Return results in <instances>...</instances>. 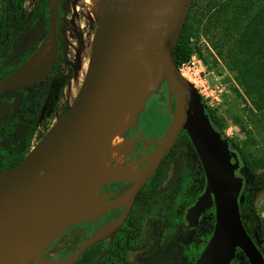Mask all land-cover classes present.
<instances>
[{
	"label": "water",
	"instance_id": "95a60500",
	"mask_svg": "<svg viewBox=\"0 0 264 264\" xmlns=\"http://www.w3.org/2000/svg\"><path fill=\"white\" fill-rule=\"evenodd\" d=\"M59 3L48 0L51 56L43 71L28 82L11 74L0 81V91L31 85L50 71L58 52ZM190 4L191 0H112L97 23L99 40L67 111L18 164L0 172V249L28 244L36 252L37 264H74L86 249L119 230L136 195L184 131L205 177L203 192L186 208L187 226L195 227L204 210L214 206L212 234L194 264H229L237 249L249 264H264V255L242 223L239 196L243 180L235 174L236 154L212 126L201 98L181 75L174 58ZM138 58L151 72L152 94L166 85L171 120L157 146L155 139H143L136 132L145 162L128 188L120 214L99 226L71 254L47 259L43 255L46 247L81 217L102 184V158L122 109L119 83ZM150 96L142 100V109ZM58 166L63 168L61 190L42 196L45 174Z\"/></svg>",
	"mask_w": 264,
	"mask_h": 264
},
{
	"label": "rangeland",
	"instance_id": "374dc122",
	"mask_svg": "<svg viewBox=\"0 0 264 264\" xmlns=\"http://www.w3.org/2000/svg\"><path fill=\"white\" fill-rule=\"evenodd\" d=\"M205 2L206 0H195V5H193V11L197 10L200 14V20L194 23V42L197 49L192 52L188 60H192L193 63H182L178 67H180L181 75L194 87L204 106L209 107L215 115L220 117L221 135L228 140L229 148L236 154L238 161L235 174L243 180L241 173L243 161L238 150L241 149L256 157H264V108H255L239 81L237 68L234 67V64L232 63L231 67L216 54L213 44L218 33L204 10ZM40 6L41 0H24L21 4L22 30L18 33L16 48L9 59L11 64H16L21 60L37 36L43 31L45 22ZM60 11L62 16L59 19V48L50 73L32 86L0 91V125L10 113L12 98L23 95L20 108L15 114L20 121L27 106L34 100L40 99L43 94L45 95L40 108L42 118H40L33 139L29 143L30 149L41 140L49 127L65 114L72 103L84 78L93 46V35L97 31L96 19L91 11L84 6L83 0H60ZM50 105L52 111L48 112ZM1 130L0 127V152H3L1 151L3 144L1 140L7 138L8 141H15L22 131L12 128L5 135ZM125 140L123 143L124 146H127L128 141ZM126 154L133 156L131 144ZM196 158L197 155L194 150L189 148L187 139H179L172 162L167 170L160 175V190H169L173 186L182 167H195ZM135 160L139 161V159ZM144 162L143 159L137 164V167L140 169ZM110 164L113 165L114 162ZM125 164L126 161H123L122 166L125 167ZM111 184L102 181L97 194L101 199H111L115 205L110 206L95 221L81 222L77 220L72 223L46 247V254H44L47 259H59L70 254L96 228L105 223L113 208L123 202L127 191L123 193L122 191L129 188L132 182ZM120 193H122L121 196ZM254 205L255 213L250 215L247 220L254 226L255 241L262 248L258 216L264 215V187L255 191ZM212 208L204 212L195 227L190 228L183 224V227L178 228L170 238L162 243L158 242L159 224L146 220L143 223L139 247L135 251H129L126 258L133 261L134 264H190L189 244L194 246L203 244L205 236L212 232L214 226V208L213 210ZM113 236L114 234L106 240H112ZM262 249L264 250V247ZM102 256V254L99 256L98 261ZM230 264L249 263L243 253L237 250Z\"/></svg>",
	"mask_w": 264,
	"mask_h": 264
},
{
	"label": "trees",
	"instance_id": "16d2710c",
	"mask_svg": "<svg viewBox=\"0 0 264 264\" xmlns=\"http://www.w3.org/2000/svg\"><path fill=\"white\" fill-rule=\"evenodd\" d=\"M23 2L24 0H1L0 3V81L13 74L49 31L48 0H41L40 11L45 22L43 31L18 63L9 62L17 45L18 33L22 30L20 7ZM193 5L195 0H191L174 47V58L178 66L188 61L192 52L197 49L194 42V23L200 20V14L197 10L193 11ZM204 10L218 33L213 44L216 54L231 67L232 63L234 64L239 81L255 108H264V0H206ZM61 16L60 11L59 18ZM172 108H174V100ZM204 111L212 126L221 133L220 117L215 115L209 107H205ZM170 120L167 88L164 84L157 93H153L143 103L142 112L135 118L134 126L123 137L126 138L130 131H140L143 139H155V146H157L158 139L163 135ZM27 131L25 127L22 133ZM181 138H186L189 148L194 150L186 132L180 133L177 141ZM128 140L134 151L141 147L140 143L133 138ZM1 142H3L1 146L3 152H0V172L18 164L30 149L29 139L21 146L14 144L15 141H8L7 138H3ZM176 143L163 158L151 179L139 191L123 230L118 233L99 262L96 263V260L104 251L106 246L104 242L86 249L76 262L77 264H134L126 258V254L139 247L143 223L146 220L159 224V243L165 242L178 228L183 227L185 209L203 192L205 177L200 162L196 158L195 167H182L173 186L169 190H160V175L172 162ZM238 153L243 161L241 164L243 184L239 196L241 199L239 210L247 233L256 243L253 235L254 226L248 222L247 218L255 213V191L264 187V157L253 156L241 149ZM141 156L133 155L135 158H141ZM258 223L263 248L264 215L258 216ZM210 236L211 233L207 234L201 245L189 244L190 264H194ZM257 246L264 255V250L258 244Z\"/></svg>",
	"mask_w": 264,
	"mask_h": 264
},
{
	"label": "bare ground",
	"instance_id": "6f19581e",
	"mask_svg": "<svg viewBox=\"0 0 264 264\" xmlns=\"http://www.w3.org/2000/svg\"><path fill=\"white\" fill-rule=\"evenodd\" d=\"M83 3L91 11L96 22L99 23L112 0H83ZM99 37L100 32L96 31L93 35L92 49L94 43L99 40ZM50 56V34H47L46 38L37 45L30 57L12 74V78L21 82L33 80L43 71ZM119 89L122 94V109L116 119L115 127L112 130L102 158L101 178L107 184L130 183L139 177L140 169L137 167V164L140 160H135L136 166L134 171L121 167L119 160L122 153L130 146L129 142L127 146H124V134L134 126L135 118L142 110V100L150 96L154 91V86L151 83V72L142 58H138L126 71L124 78L119 83ZM33 148L34 146L30 150ZM111 162H114V164L111 165ZM62 173V166H58L52 172L45 174L41 189L42 196H49L61 190ZM125 191H127V195H125L123 202L126 200L129 192L128 189ZM113 205H115V202H112L111 199H101L96 193L89 207L78 221H95ZM36 259L35 250L28 244L7 245L0 249V264H37Z\"/></svg>",
	"mask_w": 264,
	"mask_h": 264
},
{
	"label": "flooded vegetation",
	"instance_id": "af4514ba",
	"mask_svg": "<svg viewBox=\"0 0 264 264\" xmlns=\"http://www.w3.org/2000/svg\"><path fill=\"white\" fill-rule=\"evenodd\" d=\"M59 12H60V3H59ZM60 19V18H59ZM49 24V23H48ZM46 36V35H45ZM59 39V38H58ZM58 48H59V40H58ZM36 49V48H35ZM34 49V50H35ZM34 50L30 53V55L34 52ZM58 53V52H57ZM30 55L26 58V59H28L29 57H30ZM56 57H57V55H56ZM25 59V60H26ZM24 60V61H25ZM56 60V59H55ZM22 63H23V61H22ZM55 63V62H54ZM20 65H21V63H20ZM19 65V66H20ZM18 66V67H19ZM53 66H54V64H53ZM53 66L51 67V69L53 68ZM17 67V68H18ZM51 69H50V71H51ZM50 71L43 77V78H45L49 73H50ZM42 78V79H43ZM42 79H40V80H42ZM39 80V81H40ZM39 81H37V82H39ZM37 82H35V83H32L31 85H28V86H32V85H34V84H36ZM44 97H45V95L43 94L42 95V97L40 98V99H37V100H34V102L33 103H30L28 106H27V108L24 110V112H23V115H22V119H20V121H18V118H16V113L18 112V110H19V108H20V104H21V102H22V100H23V95H19V96H17V97H14V98H12V100H11V108H10V113L6 116V118H5V120L3 121V123H1V125H0V127H1V129L4 131V133H5V135H7V131L8 130H11L12 128H18L19 129V131H23L24 130V128L25 127H27V129H28V131L26 132V133H22V134H20L18 137H17V139L15 140V142H13L14 144H17V146L18 145H22V144H24L26 141H28V139H29V141L31 142L32 141V139H33V136H34V134H35V132H36V127L38 126V124H39V121H40V118H42V115H40V108H41V106H42V103L44 102ZM15 101H17V104H16V110L15 111H13V105H14V102ZM52 107H53V105H52ZM52 110H51V105H50V110L48 111V112H51ZM46 112H47V110H46ZM45 112V113H46ZM2 130H1V132H2ZM137 136V134H136V130H134V131H130L129 133H128V135H127V137L125 138L128 142H129V140L128 139H130V138H133L134 140H136L137 142H139L140 143V145H141V147L140 148H138V150H136V151H134V148L132 147V151H133V155L134 154H138L139 156H141V154L143 153V156H141V158L140 157H131V155L130 154H126V152H128V150H129V147H128V149L127 150H125L123 153H122V155H121V158H120V160H119V162L121 163V167H123L122 166V162L123 161H126V164H125V167H123V168H126L127 170H129V171H134L135 170V166H136V161H135V159H139L140 161H142L143 159H144V147H143V145H142V143L138 140V139H135V137ZM28 138V139H27ZM141 138H143V137H141ZM130 143V142H129ZM131 144V143H130ZM132 146V145H131ZM32 148V147H31ZM148 150H149V153H152V151H153V148L152 147H149L148 148ZM149 181V180H148ZM123 183V182H122ZM112 185V184H111ZM128 189V188H127ZM125 190H123L122 191V193L124 192ZM122 193H120V196H121V194ZM139 193V192H138ZM138 195V194H137ZM137 195H136V197H137ZM136 197H135V200H134V203H133V205H132V207H131V209H130V211H129V214H130V212H131V210H132V208L134 207V204H135V201H136ZM115 198H119V197H115ZM196 198V197H195ZM194 198V199H195ZM112 199H114V198H112ZM189 205V204H188ZM187 205V206H188ZM122 207H123V202L121 203V204H118L117 206H115L114 208H113V210H112V213H111V215H110V217L107 219V221L106 222H108V221H110V220H112V219H114V218H116L119 214H120V212H121V210H122ZM211 207H213L214 208V206L212 205ZM211 207H209V208H211ZM187 208V207H186ZM209 208H206L205 210H204V212L207 210V209H209ZM107 211V210H106ZM185 212H186V209H185ZM204 212L200 215V217H199V219H198V222H199V220H200V218H201V216L204 214ZM129 214H128V216H127V218H126V220H125V222L122 224V226L119 228V230L114 234V236H113V239L112 240H106L107 238H105L104 240H102V241H100V242H104V244L106 245L105 246V248H104V251L101 253L102 255H104L105 253H106V251L108 250V248H109V246L114 242V240H115V238H116V236L118 235V233H120L122 230H123V228H124V226H125V223L127 222V219H128V217H129ZM105 222V223H106ZM104 224V223H103ZM184 225H187V223H186V221H185V213H184V223H183ZM101 226V225H100ZM214 227V226H213ZM97 229V228H96ZM95 229V230H96ZM94 230V231H95ZM93 231V232H94ZM212 231H213V229H212ZM92 232V233H93ZM91 233V234H92ZM160 233V232H159ZM90 234V235H91ZM211 234H212V232H211ZM89 235V236H90ZM88 236V237H89ZM87 237V238H88ZM99 243V242H98ZM97 244V243H96ZM95 244V245H96ZM206 244V243H205ZM204 244V245H205ZM140 245V244H139ZM94 246V245H93ZM92 247V246H91ZM204 247V246H203ZM203 249V248H202ZM237 250H239V249H237ZM237 250H236V252H237ZM135 251V250H134ZM73 252V251H72ZM71 252V253H72ZM129 252V251H128ZM201 252V251H200ZM236 252H235V254H236ZM44 253H45V250H44ZM43 253V255H44V257H45V254ZM70 253V254H71ZM100 254V255H101ZM200 254V253H199ZM69 255V254H68ZM83 255V254H82ZM81 255V256H82ZM99 255V256H100ZM67 256V255H66ZM80 256V257H81ZM99 256H98V258H99ZM235 257V256H234ZM46 258V257H45ZM98 258H97V260H96V263H98L99 261H98ZM80 259V258H79ZM78 259V260H79ZM101 259V258H100ZM77 260V261H78ZM233 260V259H232ZM232 260H231V262H232ZM76 261V262H77ZM75 262V263H76ZM230 262V263H231ZM74 263V264H75ZM229 263V264H230Z\"/></svg>",
	"mask_w": 264,
	"mask_h": 264
},
{
	"label": "built area",
	"instance_id": "2783aa9c",
	"mask_svg": "<svg viewBox=\"0 0 264 264\" xmlns=\"http://www.w3.org/2000/svg\"><path fill=\"white\" fill-rule=\"evenodd\" d=\"M188 62H191V63H193V61L191 60V61H186V62H184V63H188ZM178 69H179V71H180V67H178ZM181 73V72H180Z\"/></svg>",
	"mask_w": 264,
	"mask_h": 264
}]
</instances>
